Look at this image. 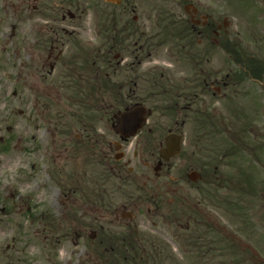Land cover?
I'll list each match as a JSON object with an SVG mask.
<instances>
[{"label":"flooded vegetation","instance_id":"flooded-vegetation-1","mask_svg":"<svg viewBox=\"0 0 264 264\" xmlns=\"http://www.w3.org/2000/svg\"><path fill=\"white\" fill-rule=\"evenodd\" d=\"M136 1L141 4L140 0H7L12 46L17 25L24 26L19 42L24 52L23 82L28 93H23L24 108L19 111L24 121L22 135L12 134L14 126L5 127V137L0 135V161L15 163L16 143L21 141L25 164L18 180L22 179L29 192L34 180L31 172L36 168L30 163L33 155L41 160L38 168L52 182L44 184V188L54 187L70 204L78 205L74 196L86 197L92 216L88 234L84 227H78L76 219L70 223L68 235L67 231L60 235V241L64 239L73 246H78L84 237L88 239L90 251L75 253L76 262L70 264H78L80 256L101 259L103 264H264V204L254 207L233 203V191L224 187V183L231 182V174L223 179L225 168L245 162L250 194V49L244 53L249 63L247 74L237 75L230 68L223 72L222 52L234 63L237 51L242 50L235 38L238 34L227 23L223 25L217 0H201L198 5L191 0H164L173 7L163 10L159 6L155 11L153 7L152 13L136 12ZM164 48L175 63L184 60L195 69L170 86L184 99L185 108L184 120L180 125L175 122L176 127H170L167 134L183 127L192 131L202 116L206 117L203 100L230 98L235 94L232 87L243 84L238 96L246 99L247 123L216 128L219 134H227L224 140L222 136L218 139L213 167L204 151L196 160L190 133L189 147L182 156L180 147L178 155L167 161L162 158L167 134L160 139L159 115L164 114L155 102L158 90L168 93L161 84L172 80L158 75V67L143 68L157 62L158 51ZM32 84L45 98L41 105L36 101L32 104L36 112L41 109L40 123L35 126L39 135L31 134ZM15 94L12 89L8 97L0 100V126L15 111ZM143 105L148 106L145 122L135 136L127 138L122 131H129L127 124L134 123L136 117L120 125V115ZM205 135L203 131L200 136L203 142L207 140ZM180 157L178 166L171 163ZM10 176L7 168L1 170L0 214L6 219L13 211V206L5 208L10 199L6 197L11 188ZM163 176L171 181L157 182ZM196 182L199 196L193 202L187 195L174 197L184 185ZM166 185L173 194L168 200L170 224L197 231L195 240H201L200 250L187 247L174 253L167 244L179 243L175 234L168 238L153 234L160 227L152 217L165 218L158 191ZM29 192L25 195L24 217L32 222L38 213L30 209ZM117 192L120 200L112 202ZM229 211L238 214L230 217ZM44 215L40 213L39 220ZM194 237L190 232L188 239ZM12 238V244L0 243V264L23 261L7 254L17 252L15 237ZM222 241L235 243L238 250L223 247ZM224 256L229 257L228 262H224Z\"/></svg>","mask_w":264,"mask_h":264},{"label":"rangeland","instance_id":"rangeland-1","mask_svg":"<svg viewBox=\"0 0 264 264\" xmlns=\"http://www.w3.org/2000/svg\"><path fill=\"white\" fill-rule=\"evenodd\" d=\"M191 1L194 5H198L201 0ZM209 1L210 0H208V2ZM250 1H252L253 4H250ZM140 2L141 4L139 5L138 1H136L138 6L136 12H150L153 7V11H155L159 6H163L161 7L163 10L173 7L172 4H168L164 0H140ZM217 6L221 8L223 13V25L227 23V27L238 34L235 38L240 41V50H242L240 55L242 58H245L244 53L250 49V57L257 63L256 72L258 74L259 72L261 74L263 73L260 79H250V140L252 141V143H250V177L254 179V184L250 188H253L254 192L250 189L249 194L247 183L244 179V175L241 174L239 165L238 168L228 166V168L224 169L223 174L224 181L226 175L228 173L231 174V182L224 183V187L233 191L234 195L230 197L233 203L250 204L251 206L257 207L258 205L264 204V2L261 0H217ZM181 10L184 11L182 7ZM89 11L91 12V10ZM143 18H145V15H143ZM10 21L11 19L8 17L7 0H0V100L8 97L7 92L12 89L16 93L14 101L15 111L12 117L8 121L3 122L2 126H0V135L4 137L6 134L3 132H5V127L7 125H10L11 127L14 126V131L12 132L13 135H22L24 121L19 111L24 108L23 93H28L26 90V81L23 82V75H25L26 71V67H23L22 64L24 52L22 51L21 43L19 42L22 37L24 26L23 24L17 25V28L19 29L14 37L15 45L12 46L13 39L8 35ZM143 22L147 26V20L144 19ZM15 23H17V21H15ZM11 50L14 51L15 55H13ZM158 52L157 62H152L143 69L149 67H158V71L159 69H164L163 71L165 72V75L169 76V79L172 80L170 83L164 82L162 84V86L167 87L168 89H170V86L178 84V81L183 79L184 76L189 75V71L192 73L195 70L193 67L190 68V65L184 60L175 63L170 57L167 48ZM221 61L223 72L227 71L229 68L234 72H242L247 69V66H244L240 62L236 61L231 63V57H229L225 51L222 52ZM197 72L198 70L196 69L195 73ZM242 85L243 84L234 86V88L232 87V91H234L235 94L230 98L211 99L208 97L203 100L207 113V122H205L206 126L203 128L201 127L199 131H194L193 128V130L189 132L186 127L179 130L183 134L181 156L183 155L184 150L189 147L188 142L190 133L192 148L197 155L196 160L200 155L199 152L204 151L208 156L207 162L210 159L214 161V158L217 156L216 145L218 139L222 136V139L224 140L227 134V131H225L226 133L219 134L216 128H223L222 126L225 128V125L236 127L234 124L246 125V99H243L244 96L242 95H240L241 97L238 96L240 94L238 91L242 89ZM32 86H35V90L30 91V108H32V104L35 103V101L40 103V105L45 101L43 93H37L36 84H32ZM168 93L171 94L172 91ZM24 97H26V94ZM61 102L64 108L67 107L68 104L64 100H61ZM111 102L113 103V100H111ZM181 103H183L182 100ZM156 105L157 103H155V106ZM40 111L41 109L36 112L33 108L30 110L32 135H39V131L37 133L35 131V126L40 123ZM183 113L184 111L181 109V111H177V114L175 111V115H159L160 139L163 138L168 128L176 126L174 125L175 121H177L178 124H181V121L184 120ZM203 131L206 132V142H203V139L200 140ZM16 145L17 147L14 151L15 163L13 162L9 164L10 161L5 159L0 161V163L3 164L0 166V173L2 169L7 168L11 175V179H9V187L11 188L6 191V197L10 199L5 203V208H7L8 205L13 206V211L8 219H6L3 214H0V243L3 246L6 244H12L14 240L12 237H15L17 252H7V254L10 256L13 255L14 258L19 256L23 261H14L13 264H70V261L76 262L75 253H78L80 250H83L84 252L90 251L88 248L87 237L81 239L78 246H73L69 241H64V239L60 241V235H64L63 233L66 231L68 235L70 231V223L76 219L78 220V227H84V231L88 234L90 231L89 224L92 220V216L86 207V197H81L80 195L74 196V198L78 200V205L70 204L68 199L61 198V195L57 194L54 187H49L47 189L44 188V184L52 182L48 179L47 174L38 168L41 160L33 155L30 163H34L36 168L31 172L34 180H31V188L29 192L26 187L22 185V179L18 180V177L22 174V167L24 166L25 161L21 150L22 142L20 141L18 144L16 143ZM181 160L180 157L179 159L171 160V163L173 161L174 163H177L176 166H178ZM240 165L244 169L246 175V163L242 162ZM10 166H13L12 169H10ZM149 171V175H151V170ZM163 181L169 182L171 180L168 177L163 176L157 182L160 183ZM198 184L199 183L196 182L193 186L184 185L182 189L178 190L174 197H184L187 195V197H190V200L193 202V200L199 196L196 187ZM167 187V185L162 186L158 191V200L159 203H161L162 215H164L165 218L163 219L158 216L152 217L154 221L158 222L160 227V229L154 230L155 232L153 234L162 235L167 238L168 236L175 234L180 240L179 243L167 244L169 249L174 253L186 250L187 247H190L193 251L200 250L201 240L199 238L195 240L199 235L197 231H191V229L187 230L182 224L179 226L176 224H170L167 212L169 209L168 200L173 194L168 191ZM183 189H186L187 192L183 191ZM28 192L30 193V209L32 213H38V216L34 215L32 222L27 221L24 217V211L27 209V204H25L24 201L26 199L25 195L28 194ZM152 192L153 190L151 193ZM119 196L120 192L113 194L111 201L114 202L113 200H115L118 202L120 200ZM1 197L2 194H0V198ZM225 198H227V196H225ZM95 199L98 200L97 195H95ZM184 208L185 206L180 207L181 213ZM40 213H45L41 220H39ZM58 214L61 216L58 217ZM228 214L231 217L232 215L238 214V212L229 211ZM237 223L238 222L232 224L235 226ZM222 224L224 225L225 223L222 222ZM12 227L13 231H11ZM190 232L195 236L192 240H189L190 238L188 239ZM44 236L46 237L44 238ZM17 237H20V240H17ZM193 242H195V245ZM222 245L223 247H227V249H232V252L238 250L235 243L229 244L222 241ZM81 257L82 256H80L77 261L78 264H103V260L101 259L93 260ZM176 257L179 256L176 255ZM227 258H225V256L223 257L224 262H228ZM44 260L46 261L44 262Z\"/></svg>","mask_w":264,"mask_h":264},{"label":"water","instance_id":"water-1","mask_svg":"<svg viewBox=\"0 0 264 264\" xmlns=\"http://www.w3.org/2000/svg\"><path fill=\"white\" fill-rule=\"evenodd\" d=\"M143 109V108H142ZM141 110V109H140ZM142 111V113H140V115L139 116H141L142 114H144V111L143 110H141ZM124 116V115H123ZM122 116V117H123ZM140 124H141V121H140V118H139V121H138V124H137V127H134V129L132 130V131H130V132H128L127 134H129V135H132V134H134V132H135V130L140 126ZM171 135H169L167 138H166V141L168 140V139H170L171 137H170ZM170 137V138H169Z\"/></svg>","mask_w":264,"mask_h":264}]
</instances>
